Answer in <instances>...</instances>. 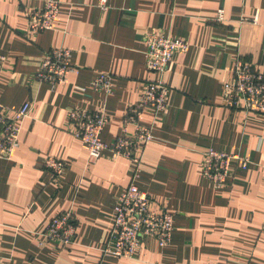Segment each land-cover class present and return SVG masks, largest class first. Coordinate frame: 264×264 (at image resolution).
<instances>
[{"label":"crops","instance_id":"0c3cea01","mask_svg":"<svg viewBox=\"0 0 264 264\" xmlns=\"http://www.w3.org/2000/svg\"><path fill=\"white\" fill-rule=\"evenodd\" d=\"M47 0H0V103L13 117L33 103L21 122L19 147L0 158L1 264H264V115L246 116L225 106L223 84L233 79L240 58L264 73V0H56L54 28L28 33V12ZM226 7L230 23L213 19ZM246 21L240 22V20ZM184 39L189 48L174 56L163 75L167 111L160 121L143 109L140 123L153 129L139 176L137 164L106 152L90 162L73 134L69 112L95 111L105 104L110 122L102 138L123 134L129 106L159 75L146 67L145 37ZM72 51L75 70L52 87L36 81L39 58L52 49ZM99 73L113 77L105 99L93 89ZM129 136L135 126L129 125ZM209 147L245 155V171L233 166L217 190L203 174ZM55 157L65 163L58 180L42 166ZM134 182L154 207L173 213L172 243L159 247L146 238L138 261L104 256L114 226V207ZM63 212L76 220L72 244L43 243L50 221Z\"/></svg>","mask_w":264,"mask_h":264},{"label":"built area","instance_id":"2783aa9c","mask_svg":"<svg viewBox=\"0 0 264 264\" xmlns=\"http://www.w3.org/2000/svg\"><path fill=\"white\" fill-rule=\"evenodd\" d=\"M110 0H98L97 7L101 11L109 9ZM60 2L47 0L42 7L31 9L28 14V33L39 34L52 30L60 13ZM213 19L221 24L230 23L226 7L218 9ZM246 19L240 20V22ZM147 50L145 65L149 72L160 76L159 79L144 84L140 101L128 107L123 118V134L113 143H106L102 134L110 122V115L105 104L95 110L74 109L69 112V120L73 126V134L79 138L89 153L90 162H96L108 152L112 159L125 158L134 161L137 169L134 180L139 176L146 145L154 138L153 129L140 123L143 109H151L155 121H160L168 108L170 89L163 79L173 65L174 56L185 53L189 45L184 39H173L164 34H149L145 37ZM6 61L0 54V69ZM38 71L36 81L52 87L65 83L75 70L72 63V51L66 47L54 48L36 62ZM93 89L101 92L105 99L113 94V77L107 73H99L93 81ZM223 96L225 106L233 111H240L246 116L264 115V73L252 64L238 59L233 79L224 82ZM33 103L28 101L9 116L7 108L0 103V158L9 159L19 147L21 122L30 116ZM129 125L135 126V135L129 136ZM203 174L219 190L228 182L231 169L247 170L252 164L250 158L241 154L209 147L203 153ZM42 166L51 174L52 180H58L65 170V163L55 157L42 159ZM173 213L157 209L151 196L139 189L132 182L123 191L114 207V226L110 239L103 250L104 256H113L127 261H138L142 241L155 239L159 247H167L172 243L174 231ZM43 243L59 241L72 244L76 239V220L72 212H63L53 218L43 232ZM2 256L0 253V264Z\"/></svg>","mask_w":264,"mask_h":264}]
</instances>
